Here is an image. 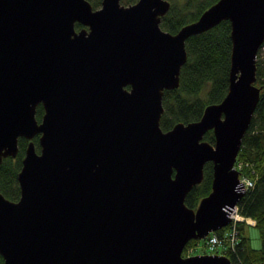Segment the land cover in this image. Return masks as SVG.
Segmentation results:
<instances>
[{
    "label": "water",
    "instance_id": "1",
    "mask_svg": "<svg viewBox=\"0 0 264 264\" xmlns=\"http://www.w3.org/2000/svg\"><path fill=\"white\" fill-rule=\"evenodd\" d=\"M169 6L0 0V161L28 138L19 197L0 191L3 264H232L182 249L227 225L244 192L233 165L260 97L264 0H216L175 32L160 26ZM225 18L227 92L162 129V94L179 84L186 38ZM208 160L211 189L189 207Z\"/></svg>",
    "mask_w": 264,
    "mask_h": 264
},
{
    "label": "trees",
    "instance_id": "2",
    "mask_svg": "<svg viewBox=\"0 0 264 264\" xmlns=\"http://www.w3.org/2000/svg\"><path fill=\"white\" fill-rule=\"evenodd\" d=\"M89 1L93 7L101 3V0ZM133 1L135 0H121L125 4ZM214 1L216 0H170V7L162 16L160 25L175 32L182 24L195 19ZM75 26L80 27L81 23L76 22ZM230 29V20L225 18L186 38L187 57L180 67L179 84L165 88L162 94L163 111L159 118L162 129L170 128L176 121L199 118L207 103L219 101L225 95L229 84L232 45ZM255 83L261 86L260 97L236 156V162L242 163L239 168L241 175L250 177L253 184L245 189L237 201V211L255 220L253 225L258 229L260 245L251 244L249 234L244 231L243 221L237 220L235 246L231 249L228 239H222L225 247L221 252L229 256L232 264H264V57L259 54V50ZM42 113L43 106L39 103L35 115L40 119ZM203 138L213 142V130L207 129ZM34 142L39 150L38 135L34 136ZM26 144L27 138L19 136L16 154L4 156L0 161V191L11 199H17L20 195L17 173L22 165ZM212 175V162L208 160L203 166L202 180L193 185L185 195L184 202L187 206L195 207L199 199L210 191ZM216 233L222 238V229L216 230ZM198 241L190 238L183 247V253L188 246H193ZM0 264H3L1 254Z\"/></svg>",
    "mask_w": 264,
    "mask_h": 264
},
{
    "label": "built area",
    "instance_id": "3",
    "mask_svg": "<svg viewBox=\"0 0 264 264\" xmlns=\"http://www.w3.org/2000/svg\"><path fill=\"white\" fill-rule=\"evenodd\" d=\"M236 167H238V168L241 167L240 161H238L236 163ZM239 180H240L241 187L243 188V190H245L247 187H249L253 184V180L250 177L245 176V175H240ZM233 210L235 212L231 213L232 212L231 211L230 216L236 217V218L240 217L237 213V205L233 208ZM245 219L249 220L250 223L254 222V219H252L251 217H245ZM236 233H237V230L235 228V225H234L233 230H226V232L224 231L222 233V238L218 233H216V231H212L208 235H206V237L204 238V241L202 243V248L207 252H221L222 248L225 247L223 245L222 239L225 238V239H228L229 247L231 246V249H232L235 246V243L237 241ZM234 239H235V241H234ZM198 249H199V247H198V243H197L193 246L192 245L188 246L186 253L189 254V253L198 251Z\"/></svg>",
    "mask_w": 264,
    "mask_h": 264
},
{
    "label": "rangeland",
    "instance_id": "4",
    "mask_svg": "<svg viewBox=\"0 0 264 264\" xmlns=\"http://www.w3.org/2000/svg\"><path fill=\"white\" fill-rule=\"evenodd\" d=\"M263 43H264V40L260 43V45L258 47L259 54H261L262 57H264V44ZM258 50H257V54H258ZM256 58H257V56H256ZM240 175H241V173H240ZM237 213H238V211H237ZM238 215L240 217H237V218L236 217H231L230 222L227 225H225V226H223V227H221L219 229H222V233L224 231L226 232V230H233L234 225H236L235 223H236L237 220H240L241 222L243 221V223H244V231H245V233L249 234L250 240H251V244L253 246H259L260 245V237H259L258 229L253 225L252 222L250 223L249 220H246L245 216H243V215H241L239 213H238ZM235 228H236V226H235ZM236 239H237V233H236ZM234 241H235V239H234ZM202 243H203V240L200 239L198 241V247L199 248H202ZM182 254H183V251H182Z\"/></svg>",
    "mask_w": 264,
    "mask_h": 264
},
{
    "label": "flooded vegetation",
    "instance_id": "5",
    "mask_svg": "<svg viewBox=\"0 0 264 264\" xmlns=\"http://www.w3.org/2000/svg\"><path fill=\"white\" fill-rule=\"evenodd\" d=\"M120 2H121V0H120ZM133 2H134V1H133ZM121 3H122V2H121ZM129 3H131V2H129ZM100 4H101V3H100ZM123 4H125V3H123ZM126 4H128V3H126ZM98 6H99V5H98ZM98 6H97V7H98ZM169 7H170V6H169ZM93 8H95V7H93ZM168 9H169V8H168ZM168 9H167V10H168ZM166 12H167V11H166ZM166 12H165V13H166ZM165 13H164V14H165ZM164 14H163V15H164ZM163 15H161V18H162ZM160 21H161V19H160ZM76 22H78V21H75V23H76ZM79 23H80V22H79ZM84 26H86V25H84V24L81 23V26H80V27H84ZM160 26H161V25H160ZM75 27H76V26H75ZM80 27H76V29H78V28H80ZM86 27H87V26H86ZM39 103H41V102H39ZM39 103H38V104H39ZM38 104H37V105H38ZM37 119H38V118H37ZM38 120H40V119H38ZM38 134H39V133H36L35 135H38ZM35 135H34V136H35ZM20 136H22V135H20ZM34 136L32 137L33 141H34ZM27 140H28V138H27ZM34 144H35V142H34ZM35 147H36V145H35ZM36 150H37V149H36ZM3 157H4V156H3Z\"/></svg>",
    "mask_w": 264,
    "mask_h": 264
},
{
    "label": "bare ground",
    "instance_id": "6",
    "mask_svg": "<svg viewBox=\"0 0 264 264\" xmlns=\"http://www.w3.org/2000/svg\"><path fill=\"white\" fill-rule=\"evenodd\" d=\"M233 212H235V211L233 210L231 213H233Z\"/></svg>",
    "mask_w": 264,
    "mask_h": 264
}]
</instances>
